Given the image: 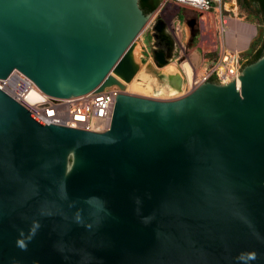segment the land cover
<instances>
[{"label":"water","instance_id":"water-1","mask_svg":"<svg viewBox=\"0 0 264 264\" xmlns=\"http://www.w3.org/2000/svg\"><path fill=\"white\" fill-rule=\"evenodd\" d=\"M150 15L139 0H0V78L17 69L57 98L122 91L94 132L0 89V264H264V50L238 89L128 94Z\"/></svg>","mask_w":264,"mask_h":264},{"label":"rangeland","instance_id":"rangeland-1","mask_svg":"<svg viewBox=\"0 0 264 264\" xmlns=\"http://www.w3.org/2000/svg\"><path fill=\"white\" fill-rule=\"evenodd\" d=\"M234 2L221 0L220 14L211 12L202 20L201 14L190 7L170 8V15L163 16L160 12L163 6L161 0L135 39L133 52L139 69L126 92L160 100L176 99L187 94L188 81L182 66L187 64L194 74L199 75L207 60L217 58L224 47L230 46L229 33L236 18L254 27V33L240 53L242 67L248 64L247 61L264 41V26L255 6L245 8L239 0ZM158 54L163 55L164 63L157 60ZM168 65L175 66L176 73L181 77L180 85L175 80V72L167 69ZM143 77L154 87L148 94L135 87L143 81Z\"/></svg>","mask_w":264,"mask_h":264},{"label":"built area","instance_id":"built-area-1","mask_svg":"<svg viewBox=\"0 0 264 264\" xmlns=\"http://www.w3.org/2000/svg\"><path fill=\"white\" fill-rule=\"evenodd\" d=\"M160 12L170 15V8L190 7L201 14L202 20L214 12L220 14L221 0H162ZM231 4H235L232 0ZM234 36L237 33L234 32ZM241 49L224 47L215 59L207 60L202 72L193 74L187 92L206 80L227 83L238 78L242 67ZM0 89L22 104L34 116L46 124L103 132L110 127L115 96L122 92L115 85L102 91L69 98H57L43 93L36 84L21 71L14 69L5 78H0Z\"/></svg>","mask_w":264,"mask_h":264},{"label":"bare ground","instance_id":"bare-ground-1","mask_svg":"<svg viewBox=\"0 0 264 264\" xmlns=\"http://www.w3.org/2000/svg\"><path fill=\"white\" fill-rule=\"evenodd\" d=\"M234 31H238L239 33H237V35L234 36L233 35ZM253 33H254V27H252V25H250L248 23H245V22H243V21H241V20L236 18L235 21H234V26L230 29L229 38H228V44L233 49H241L243 46L246 45V43L249 40V37ZM168 66L169 67L167 69L169 71H171L173 73L175 72L174 73L175 80H176L177 84L180 85L181 84V77H180V75L178 73H176L177 70H176L175 66H172V65H168ZM182 68H183L184 73H185V75L187 77V81H188L187 84H190L194 73L192 72L190 67L187 66V64L186 65L184 64L182 66ZM132 82H133V80H132ZM136 82H138V81H136ZM134 83H135V81H134ZM130 84L131 83H127L126 84V89L129 88ZM135 87H136L137 90L147 92V94H148V92H152L153 89H154L153 85L149 82V80L147 78H144V77H143V81L142 82H138Z\"/></svg>","mask_w":264,"mask_h":264},{"label":"trees","instance_id":"trees-1","mask_svg":"<svg viewBox=\"0 0 264 264\" xmlns=\"http://www.w3.org/2000/svg\"><path fill=\"white\" fill-rule=\"evenodd\" d=\"M161 0H139V7L142 9L144 13L153 12L157 6L159 5ZM240 4L245 8H250L251 6H255L257 11L261 16V22L264 26V0H239ZM264 50V41L257 48L252 57L247 61L248 63L255 61L258 59Z\"/></svg>","mask_w":264,"mask_h":264},{"label":"crops","instance_id":"crops-1","mask_svg":"<svg viewBox=\"0 0 264 264\" xmlns=\"http://www.w3.org/2000/svg\"><path fill=\"white\" fill-rule=\"evenodd\" d=\"M229 48H232V47H230V46H228Z\"/></svg>","mask_w":264,"mask_h":264}]
</instances>
